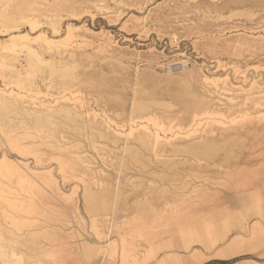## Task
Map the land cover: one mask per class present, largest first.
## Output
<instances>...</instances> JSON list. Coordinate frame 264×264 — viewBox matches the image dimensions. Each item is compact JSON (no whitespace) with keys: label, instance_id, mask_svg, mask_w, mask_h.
Returning a JSON list of instances; mask_svg holds the SVG:
<instances>
[{"label":"rangeland","instance_id":"rangeland-1","mask_svg":"<svg viewBox=\"0 0 264 264\" xmlns=\"http://www.w3.org/2000/svg\"><path fill=\"white\" fill-rule=\"evenodd\" d=\"M0 97V264H264V0H0Z\"/></svg>","mask_w":264,"mask_h":264},{"label":"bare ground","instance_id":"bare-ground-1","mask_svg":"<svg viewBox=\"0 0 264 264\" xmlns=\"http://www.w3.org/2000/svg\"><path fill=\"white\" fill-rule=\"evenodd\" d=\"M31 51V50H30ZM31 53H33V52H31ZM39 63V62H38ZM32 65H31V67L33 68V70H36L38 67H37V64H36V62H32L31 63ZM67 68H64V70H66ZM30 74V73H29ZM61 85L63 86V87H65L66 86V82H61ZM155 102V101H154ZM254 102V101H253ZM260 102V101H259ZM252 104V103H251ZM135 106V111H137L138 113L139 112H141V113H143V111H145L146 109H147V105L148 104H146L143 100H137L136 102H135V104H134ZM168 105V104H167ZM253 105H254V103H253ZM261 105V104H260ZM150 106V105H149ZM193 106L195 107L194 108V110L196 109V111L197 112H199V111H201V110H203L206 106H204V102H202L201 104H199V105H195V104H193ZM259 106V105H258ZM9 107L10 106H8L7 105V103H5L4 102V100H3V98H1L0 97V118L2 117L3 119H7V117L9 118ZM252 107V106H251ZM62 108V107H61ZM148 108H150V107H148ZM230 109H232L231 107H230ZM66 109L64 108V112L63 113H65L66 115H67V117L66 118H71V117H74V116H72V113H71V111H70V109L69 110H67V111H65ZM133 110V109H132ZM61 111V110H60ZM63 111V110H62ZM134 111V110H133ZM208 111V110H207ZM207 111H206V113H207ZM242 111V110H241ZM211 112V111H210ZM210 112H208L209 114H210ZM207 113V114H208ZM213 113H215V112H213ZM212 113V114H213ZM42 114V113H41ZM51 114V113H50ZM73 114H76V113H73ZM137 114V113H136ZM247 114V113H246ZM197 115V114H196ZM195 115V116H196ZM49 116V115H48ZM53 116V115H52ZM52 116L50 115L49 116V120H46L43 116H41L40 114L39 115H37L36 116V122H37V124L40 126V127H46V126H48V124H53V122L50 120L51 118H52ZM77 116V115H76ZM79 117V116H78ZM75 118V117H74ZM70 120V119H69ZM77 120H79V119H77ZM193 120V119H192ZM56 121V120H55ZM71 122H72V120H70ZM64 122H66V121H64ZM75 123V122H74ZM220 123V122H219ZM35 126V125H34ZM38 126V127H39ZM52 126V125H51ZM55 126H56V128L58 129L59 127H63V125H61L60 123H58V122H56L55 123ZM69 126V125H68ZM75 126H77V128H79L78 127V125H75ZM2 127V126H1ZM4 127V126H3ZM74 127V126H73ZM55 128V127H54ZM55 128V129H56ZM74 128H76V127H74ZM94 127H92V129H93ZM60 130V129H59ZM62 130V129H61ZM60 130V131H61ZM77 130V129H76ZM64 131V130H63ZM93 131V130H92ZM94 131H95V129H94ZM57 132V131H56ZM155 132V131H154ZM142 133V132H141ZM55 134V133H54ZM140 134V133H139ZM89 135V134H88ZM99 135H101V136H104L103 135V133H101V132H99ZM159 135V134H158ZM213 135V134H212ZM212 135L211 136H209V135H207V136H202V138L200 137V139H197V140H195V138H194V141H192V142H189L188 141V143H185V144H183V145H180V144H175L174 145V147H173V149H174V151L175 152H178V153H181V154H184V155H186L185 156V158L183 159V160H181V162L182 163H184V164H187V163H192L193 161L191 160V158H194V159H203V158H205V159H209V160H214V158H215V155L218 153V151H220V150H222V149H225L224 148V146L226 145V143H228L230 140H232V139H234V140H237V138H240V137H234V136H230L231 134H229V136L227 137V138H224V137H226V136H222L223 137V141H220V140H217V138L216 137H212ZM47 136V135H46ZM108 137V136H107ZM148 137L149 138H151L150 136H147V135H145V134H140L138 137H137V140H138V142L139 143H141V144H143L144 146H146L147 148H150V146L152 145V143L150 142V139H148ZM236 138V139H235ZM92 141H93V139H91ZM113 140V139H112ZM115 140V139H114ZM233 140V141H234ZM241 140H242V138H241ZM187 141V140H186ZM115 142H117V141H115ZM115 142H113V143H115ZM238 142V141H237ZM177 143V142H176ZM230 143H231V141H230ZM142 145V146H143ZM137 150V149H136ZM231 155V154H230ZM188 156V158H186ZM191 158H190V157ZM125 157V156H124ZM138 157V156H137ZM169 161V163H171V167H175L176 168V163L174 164L175 166H172V160H173V158L172 159H168ZM229 160H230V158L228 157V156H225L224 158H223V161H225V162H229ZM143 161V160H142ZM167 160H165V162H166ZM175 162V161H174ZM208 162V161H207ZM144 163V162H143ZM193 164V163H192ZM191 164V165H192ZM213 164V163H212ZM170 165V164H169ZM8 166H10V165H8ZM148 167V166H147ZM150 167V166H149ZM10 167H8V168H5V172H11V173H14V170H11V169H9ZM174 170V169H173ZM1 171V170H0ZM149 171V170H148ZM175 171V170H174ZM180 172V171H179ZM179 172H177V173H179ZM158 174L160 173V171L159 172H157ZM156 172H155V174H157ZM1 174H2V172H1ZM5 175V174H4ZM8 175V174H7ZM165 175V174H164ZM164 175L162 174V175H160L162 178L164 177ZM172 175V174H171ZM156 176H159V175H156ZM175 176V175H174ZM5 177H7V176H5ZM166 177V176H165ZM172 177H173V175H172ZM183 177V176H182ZM8 178V177H7ZM26 178V176L24 175V174H22V173H20V176H19V183H23L22 182V180L23 179H25ZM177 178V177H176ZM27 179V178H26ZM182 179V178H181ZM183 179H185V178H183ZM175 180V179H174ZM176 181V180H175ZM182 181H184V180H182ZM186 181V180H185ZM15 182V181H14ZM8 184V183H7ZM38 184V183H37ZM185 184H186V182H185ZM116 186V185H115ZM184 186V185H183ZM11 188V190L9 191L10 192V194L12 193H15L14 191H13V188L12 187H10ZM173 193V192H172ZM15 195V194H14ZM16 196H18V195H16ZM100 196H102V201H103V203H107V200H106V198H108V192H103ZM17 198V197H16ZM19 198V197H18ZM100 198V197H99ZM12 199H14L13 197H12ZM8 200H9V198H8ZM101 200V199H100ZM10 201V203H11V200H9ZM99 203H100V201H99ZM102 203V204H103ZM19 204V203H18ZM101 204V205H102ZM31 205V204H30ZM135 206V204L133 203L132 204V206ZM103 206H105L104 204L102 205V207ZM136 207V206H135ZM154 207V206H153ZM4 235V234H3ZM1 236V235H0ZM10 240V239H9ZM14 240V239H13ZM14 241H16V240H14ZM10 242H13V241H10ZM4 245H6V244H4L3 242H0V254L2 255H8V252H7V250H6V252H5V250L4 249H6V248H4ZM8 247V246H7ZM4 248V249H3ZM8 248H10V249H15V248H12V247H8ZM93 249V248H92ZM96 250V249H95ZM99 251V250H98ZM151 251H152V249H151ZM10 252V251H9ZM101 252V251H100ZM9 254H11V253H9ZM18 254V253H17ZM154 254V253H153ZM11 255H14V254H11ZM10 255V256H11ZM102 255V254H101ZM4 256V257H5ZM153 256V255H152ZM105 257V256H104ZM17 258V257H16ZM23 258V257H22ZM151 258H153V257H151ZM151 258H150V260H151ZM17 264V263H16Z\"/></svg>","mask_w":264,"mask_h":264},{"label":"crops","instance_id":"crops-1","mask_svg":"<svg viewBox=\"0 0 264 264\" xmlns=\"http://www.w3.org/2000/svg\"><path fill=\"white\" fill-rule=\"evenodd\" d=\"M185 234L187 233V235H188V232H184ZM196 260V261H195ZM194 261H195V263L194 264H201V263H197V262H200L201 260H199V259H195ZM167 262L166 261H164L163 262V264H166ZM161 264H162V262H161Z\"/></svg>","mask_w":264,"mask_h":264}]
</instances>
